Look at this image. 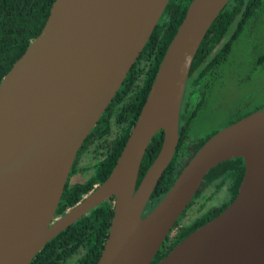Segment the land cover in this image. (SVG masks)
Wrapping results in <instances>:
<instances>
[{"label": "water", "instance_id": "1", "mask_svg": "<svg viewBox=\"0 0 264 264\" xmlns=\"http://www.w3.org/2000/svg\"><path fill=\"white\" fill-rule=\"evenodd\" d=\"M230 0H191L108 177L55 217L78 150L122 85L169 0H54L40 34L0 81V264H30L51 239L113 198L95 264H150L205 175L242 158L234 200L156 264H264V108L206 140L144 209L178 143L190 68ZM160 150L136 187L152 138Z\"/></svg>", "mask_w": 264, "mask_h": 264}, {"label": "trees", "instance_id": "2", "mask_svg": "<svg viewBox=\"0 0 264 264\" xmlns=\"http://www.w3.org/2000/svg\"><path fill=\"white\" fill-rule=\"evenodd\" d=\"M53 2L54 0H0V81L40 34ZM190 2L191 0H169L122 85L78 150L55 217L65 214L108 177L138 118L163 55L184 19ZM239 40L244 49L257 55L254 65L263 66L264 0H230L219 13L193 59L189 72V85L192 88L186 103L191 98L200 97L203 89L210 88L221 79L222 68L229 62ZM252 69L255 67L252 66ZM195 86L199 89L195 90ZM261 108H264V103L243 113L234 112L226 126ZM190 122L178 131L174 156L150 196L145 215L171 188L190 158L216 133L203 139L191 137ZM162 140L163 133L160 131L149 143L140 164L136 187L156 158ZM88 152L95 156L94 164L80 168V163ZM78 172L90 174L86 173L88 177L84 181L72 183V176ZM243 174L242 158L227 160L212 168L150 264L158 263L191 232L224 211L236 197ZM113 202V198L104 201L63 230L42 247L30 264H66L73 257L76 258L73 264H95L108 236ZM195 204L198 207L193 213L191 209ZM187 213L190 214L188 221Z\"/></svg>", "mask_w": 264, "mask_h": 264}, {"label": "rangeland", "instance_id": "3", "mask_svg": "<svg viewBox=\"0 0 264 264\" xmlns=\"http://www.w3.org/2000/svg\"><path fill=\"white\" fill-rule=\"evenodd\" d=\"M252 53L254 55L238 41L229 62L222 68L221 79L210 87L205 105L190 122L191 137L203 139L211 136L226 127L234 112L243 113L264 103V65L256 67L259 66L254 65L257 55ZM94 157L92 152L85 154L80 168L94 164ZM86 173L90 174L78 172L72 176L71 182L84 181L88 177ZM197 207L198 204L192 207L193 213ZM189 217L190 214L186 221ZM74 259L76 258L73 257L66 264H73Z\"/></svg>", "mask_w": 264, "mask_h": 264}, {"label": "flooded vegetation", "instance_id": "4", "mask_svg": "<svg viewBox=\"0 0 264 264\" xmlns=\"http://www.w3.org/2000/svg\"><path fill=\"white\" fill-rule=\"evenodd\" d=\"M189 80H190V77L188 76L185 91H184V96H183V100H182V104H181V108H180L179 130L183 125H187L192 120V118L197 114V112L203 108V106L205 105L206 99L209 95V89L210 88H208V89L205 88L202 90L203 92H202V95L200 97L191 98L190 101L188 103H186V100L188 99V96H189V91L192 88L191 85H189ZM198 89L199 88L197 86H195V90H198ZM261 109H263V108H261ZM149 200H148V203L144 209L143 217L146 216L154 208V207L151 208L149 210V212L145 215V211L147 210L148 205H149ZM56 218H59V217H56Z\"/></svg>", "mask_w": 264, "mask_h": 264}]
</instances>
